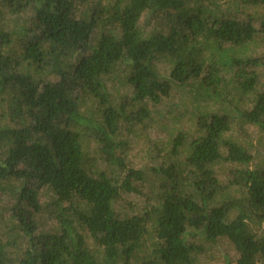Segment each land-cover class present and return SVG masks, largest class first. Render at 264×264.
Listing matches in <instances>:
<instances>
[{
	"label": "trees",
	"instance_id": "1",
	"mask_svg": "<svg viewBox=\"0 0 264 264\" xmlns=\"http://www.w3.org/2000/svg\"><path fill=\"white\" fill-rule=\"evenodd\" d=\"M2 9L22 15L0 28V264H199L194 236L227 241L234 257L222 264H264V230L249 224L264 222V165L248 168L252 155L229 136L238 118L264 134V0ZM117 70L131 91L116 98L107 81ZM183 87L198 126L152 149L165 162L155 197L127 213L119 200L145 178L125 161L137 126ZM219 161L237 166L238 199L221 195Z\"/></svg>",
	"mask_w": 264,
	"mask_h": 264
},
{
	"label": "rangeland",
	"instance_id": "2",
	"mask_svg": "<svg viewBox=\"0 0 264 264\" xmlns=\"http://www.w3.org/2000/svg\"><path fill=\"white\" fill-rule=\"evenodd\" d=\"M216 2L224 7L227 0H216ZM258 10L259 8L256 9V11ZM259 12H261V10ZM21 15L22 14L19 13L13 14L7 9H2L0 13V28L13 29L17 27V22L20 21ZM3 48L6 49V47ZM107 84L110 89L114 90V96L116 98L123 93L129 94L131 91V88H129L128 85L124 86L123 75L121 76L118 70L109 76ZM190 90L191 87H183L174 90L170 99L165 100V102L162 101L159 104L150 105L151 110H149L151 111V121L146 122L145 126L142 124L137 126L140 136L136 138V142H133L126 151L125 161L127 166L134 169H141L145 173V178L136 186L140 190V193L123 195L119 200L118 205L126 212L128 211L127 213L135 210L137 212L141 211L143 207L147 208L148 205L153 202L152 197H155L157 186L162 174L161 171H158L157 167L164 166L165 162L162 154L155 159L153 157L150 158V155L153 152L152 149H164L167 143L173 139L178 131L187 133V138H189L191 133L198 126L196 123L198 118L194 117L193 112H190L192 109L191 99L188 97ZM209 104H207V106ZM202 106L200 109H202ZM122 129L127 134L126 124L124 122L122 123ZM229 136L236 138V141L242 144L247 152L252 155L253 158L248 163V168H253L257 165L261 166L262 164L264 165V139L262 140L263 142H259L257 139L258 137L264 138V134L238 118L234 119L231 124ZM95 145L94 141L90 140L87 149L90 157L95 156V153L93 152ZM224 152V149H222V154H224ZM98 168L104 169L100 164H98ZM213 169L216 171L219 181L224 187L226 186L221 195L228 198L234 197L238 199L244 193L242 187L237 185L232 186L230 184V181L233 179V171L237 169L235 164L219 161L213 166ZM216 199L219 202V198ZM40 200L43 202L44 197ZM233 214L235 213L232 212V215ZM249 224L254 230H264V222L260 223L257 222L256 219H253ZM188 240L193 244L202 245V251L197 255L199 264H222L225 261L224 257L226 255H229L231 258L234 257V252L227 241H217L215 245H212L211 243H206L203 240L198 239L196 236L191 237Z\"/></svg>",
	"mask_w": 264,
	"mask_h": 264
}]
</instances>
